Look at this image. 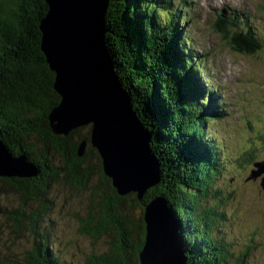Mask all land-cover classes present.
<instances>
[{"label": "trees", "instance_id": "obj_1", "mask_svg": "<svg viewBox=\"0 0 264 264\" xmlns=\"http://www.w3.org/2000/svg\"><path fill=\"white\" fill-rule=\"evenodd\" d=\"M46 10L45 0H0V142L13 156H25L40 171L35 178H0V234L11 225V242L19 231H25L23 237L28 232L36 236L22 249L20 259L9 262L0 257V264H69L46 241H39L42 233L36 225L51 209L44 195L58 181L60 172L66 173L73 188H84L89 179L81 167L85 157L75 153L80 141L74 139L73 132L62 137L49 129L48 114L60 98L53 88L54 74L40 49L39 22ZM161 12L151 0H109L106 44L114 69L134 110L144 116L145 126L155 136L153 150L160 163L161 182L167 178L173 185L166 191L167 199L183 225L189 264H246L252 249L248 246L235 254L234 245L218 236L222 230L218 225L226 219L220 209L227 199L216 204L210 201L219 199V193L209 196L220 165L212 146L203 141L206 122L198 115L216 114L219 110L213 100L220 99L212 85H198L195 69L199 63H194L192 56L185 60L178 57L173 36L177 17L169 11L164 18ZM234 33L230 44L236 49L251 53L258 48L251 32ZM102 184L91 192L84 216L77 218V230L79 234L86 231L94 241L107 231L111 238L104 241L103 250L81 254L77 264H139L134 248L143 243V206L134 199L119 198ZM99 188L102 192L98 193ZM9 193L17 204L11 208L1 203ZM157 193L158 188L150 191V195ZM110 225L113 231L108 229ZM222 254L226 260L218 262Z\"/></svg>", "mask_w": 264, "mask_h": 264}, {"label": "rangeland", "instance_id": "obj_2", "mask_svg": "<svg viewBox=\"0 0 264 264\" xmlns=\"http://www.w3.org/2000/svg\"><path fill=\"white\" fill-rule=\"evenodd\" d=\"M151 1L161 4V0ZM193 3L194 8L192 10L193 13L196 12L197 17L194 23H192V19L189 21L185 30L194 37L196 52H204L208 56L207 70L213 85L219 88L218 90L214 87V93L220 100H213L215 108L219 111L216 114L212 113V116L198 115L199 120L203 116L206 122L202 130L203 141L212 146L213 156L217 157L220 165L213 183L214 191L209 195L212 198L214 193H219V199L210 202L218 204V201L227 199L225 205L220 209L225 214L226 219L221 222V226L218 225L222 229L218 236L234 245L232 249L235 254L249 246L252 252L246 259V264H264V173L257 167L254 170L255 164L264 163V47L253 48L251 53H246L230 44L232 42L230 35L228 36L227 33L225 35L221 28L212 27L216 17L214 10H221L222 8L243 10L254 17L253 24L264 39V0H193ZM186 10L189 11L188 18H190V8H186ZM188 18L185 19V22ZM130 103L138 118L141 117L139 118L140 122L145 125L144 116L136 112L133 103L131 101ZM207 103L208 106H211L209 101ZM204 110L210 111L208 108H204ZM147 129L149 128L147 127ZM89 132V125L73 131L74 139L86 142L85 146L81 147L83 148L82 157H85L81 167L84 173H89L85 187L82 189L73 188V185L67 183L69 181L65 179L66 173L60 172L58 181L51 184L44 195L45 200L49 201L47 203L51 209L42 216L39 225H36L37 231L42 233L39 235L42 236L39 241H46L55 254L69 264L80 262L83 253L88 255L93 249L103 250L104 241L108 240V236L111 238L109 231L97 241L90 239L86 231H81V234L78 233L79 222L77 218L84 216L88 203L92 201L91 192L93 189L101 185L103 187V182L105 187L113 189L119 198L127 197L139 203L136 192H129L126 195H120L116 192L112 185V179L104 174L103 157L98 153L97 148L91 146ZM154 137L152 133L150 142L152 147L155 144L153 143L155 142ZM138 149H141L140 145ZM75 153L77 155V149ZM122 154H124L125 159L129 155L125 152ZM137 162L138 159L134 158L132 162L130 161L132 164H127V160L125 164L133 166ZM252 171H258L259 175L253 177ZM100 172L104 177L101 176ZM0 178L19 177L0 176ZM28 178H35V176ZM139 179L144 180L141 177ZM163 180L161 182L160 175L159 183L146 191L142 202H149L155 198L166 208H169L173 214L166 192L173 189L171 187L173 185L167 178ZM155 188H158V193L150 195V191ZM99 192H102L100 188ZM15 202L16 197L12 193L1 200V203L9 208L12 204L17 205ZM32 203L34 204V202ZM162 204H160V208H162ZM27 209L28 207L24 211L27 212ZM173 217L176 219L178 235L183 244L182 247L185 249L184 244L187 243V238L181 232L183 225L175 215ZM108 227L110 231H113L114 228L111 225ZM12 232V226L8 225L3 228L2 234H0V257L9 260V262L20 259L22 249L29 247L30 241L36 238L35 233L28 232L26 237H23L25 231L22 233L19 231L17 234L20 235H17V238L12 239L11 242L9 238ZM144 241L145 236L139 248L137 244L134 248L138 263L141 262L140 252ZM67 242H69L68 246L66 245ZM131 245L133 246V243ZM122 247L127 249L128 246L123 244ZM188 255H190L189 252ZM168 256L171 257L168 259ZM172 257H176L175 252H167L165 259L168 260L166 262H170ZM225 260L222 254L218 262ZM184 262L189 264L186 257Z\"/></svg>", "mask_w": 264, "mask_h": 264}, {"label": "water", "instance_id": "obj_3", "mask_svg": "<svg viewBox=\"0 0 264 264\" xmlns=\"http://www.w3.org/2000/svg\"><path fill=\"white\" fill-rule=\"evenodd\" d=\"M45 3L47 10L39 22L40 49L54 74L53 88L60 98L47 117L51 133L67 137L89 125L91 146L104 159V174L112 179L117 193L136 192L143 206L145 241L139 264H185L183 244L170 209L155 198L142 203L146 191L159 183L160 168L151 152L152 133L133 111L106 44L109 0ZM85 144L79 142L78 157L83 156L81 147ZM122 152L129 154L126 159ZM134 158L137 164H125L126 160L132 164ZM255 166L264 171V163ZM39 173L25 156H13L0 142V176L28 178ZM258 174L255 171L252 175ZM167 252L176 254L170 262L166 261L171 256L165 259Z\"/></svg>", "mask_w": 264, "mask_h": 264}, {"label": "bare ground", "instance_id": "obj_4", "mask_svg": "<svg viewBox=\"0 0 264 264\" xmlns=\"http://www.w3.org/2000/svg\"><path fill=\"white\" fill-rule=\"evenodd\" d=\"M254 22V21H253ZM218 83V82H217ZM220 85V84H219ZM153 154H154V150H153V147H152V151H151ZM154 156H155V154H154ZM156 157V156H155ZM157 158V157H156ZM160 173H161V171H160Z\"/></svg>", "mask_w": 264, "mask_h": 264}]
</instances>
